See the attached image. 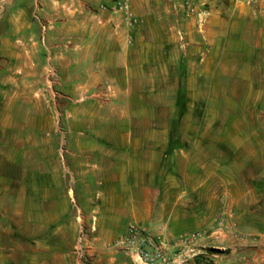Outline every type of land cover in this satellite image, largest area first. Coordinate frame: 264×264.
Masks as SVG:
<instances>
[{
  "label": "crops",
  "instance_id": "obj_1",
  "mask_svg": "<svg viewBox=\"0 0 264 264\" xmlns=\"http://www.w3.org/2000/svg\"><path fill=\"white\" fill-rule=\"evenodd\" d=\"M137 1L131 0L133 10ZM110 2L6 0L3 6L0 4V50L42 51L38 78L45 82L38 101H34L35 111L22 114L20 97H8L0 108V264H9L6 259L17 257L61 258L67 252L62 243H71L69 239L74 238L83 223H96L102 236L107 234L109 220L117 226L131 220L154 224L152 212L159 209V147L167 146L169 130L160 129L155 120L144 137L131 132L130 120L143 110L159 107V92L152 86L149 91L146 88V67H151V82L153 74H159V67L168 75L174 64L187 67L184 56L189 42L182 36L180 40L174 38L176 24L162 17H152L150 21L138 9L134 10L139 16L138 24L128 30L122 14L107 7ZM199 2L200 39L194 45L199 52L198 75L208 80L209 87L201 107V119L207 124L204 130L225 139L232 152L228 167L240 170L245 162L256 159L264 163V125H251L246 109L249 99L264 98V87L259 86L257 78L260 75L264 83V0ZM146 24L151 25L155 37L150 39L143 33ZM99 79L106 83L103 95L108 104L114 99L124 103L122 111L112 113L109 136L97 139L94 125H70V135L63 138L62 130L58 131L55 125L58 113L67 104L71 114L82 112L78 104L80 91L83 92L79 90L80 81L88 86L90 81ZM181 80L189 82L188 70L182 73ZM228 80L242 81L245 88L235 95L234 89L229 91L233 86L228 90ZM232 96L237 108L228 114L226 125H212ZM62 97L69 99L68 103L63 104ZM235 121L237 125L232 124ZM120 130L127 134L119 137ZM164 131L165 138H160ZM73 132L81 137H73ZM74 141L81 153L78 171L65 164V157L71 154L67 145ZM101 142L110 145L111 164L108 172L103 166L96 169L101 170L97 180L103 186L95 192L92 152ZM253 174L264 177V168ZM105 182L109 183L108 188ZM232 183L225 188L231 203L251 202L254 195L264 194V186ZM248 211H243L247 215L238 213L236 218L248 223L256 241L244 245L232 237L223 238L232 247L230 257L238 262L241 258L264 257V216L250 215L252 211Z\"/></svg>",
  "mask_w": 264,
  "mask_h": 264
},
{
  "label": "rangeland",
  "instance_id": "obj_2",
  "mask_svg": "<svg viewBox=\"0 0 264 264\" xmlns=\"http://www.w3.org/2000/svg\"><path fill=\"white\" fill-rule=\"evenodd\" d=\"M5 2L6 0H2L0 4L3 6ZM128 3L137 18V23L132 28L128 27V30H134L138 24L139 16L135 13L138 9L144 11L145 17H148L150 21L154 17H162V19L176 24L174 38L180 40L179 36H182V40L185 39L184 41L189 42L184 56L188 60V69L186 64L185 66L174 64L171 69L169 68L170 74L168 75L165 71L162 73L159 67V74L155 76L153 74L151 82L149 75V72H152L151 67H146L148 73L144 80L146 88L149 91L152 86L159 92L157 100L159 107L156 110H143L142 113H137L133 120H130L131 132L143 136L145 134L148 136L150 124L152 122L154 124L156 120L160 129L168 128L169 141L171 137L173 143L180 145L171 149L168 142L166 147H163L162 144L159 147L158 194L156 195L159 209L152 212L155 220L151 223L154 224L149 225L131 220L123 226H117L112 220H109L110 223L105 228L107 234L102 236L98 233L96 223L91 225L83 223L79 225L74 238L69 239L71 243H62L67 252L61 258L26 259L17 257L6 260L9 261V264H30L31 262L37 264H264V257L241 258L239 262L237 258L232 260L230 257L232 247L230 244L227 246L223 240V238L232 237L236 243L240 241L244 245L256 241V236L250 230L248 223H241L236 215L243 213L244 210L248 213V210H251L250 215L264 216V194L260 196L256 194L254 195L255 199L251 202L243 200L238 205L228 201L225 188L234 185L232 181L243 182L251 187L264 186V177L252 176L254 172L264 168V163L256 159L245 162L242 165L243 169L240 170L238 167H234L235 169L228 167L232 152L226 145L225 139L214 132L208 133V130H204V126L207 124L201 119V110L199 111V109L207 97L209 87L208 80L198 75L199 52L196 48L197 45H194L200 39L198 19L202 10V2L190 0L192 10H187L185 0H138L135 3V11L131 0H128ZM110 4L112 6V0L107 6L108 8L111 7ZM146 26L143 33L150 39L155 37L156 33L151 32V25L146 24ZM177 31H180L181 34ZM128 38L134 41L141 40L137 37L135 39ZM174 52L176 53V50ZM41 57L42 51L38 49L0 50V108L8 101V97H20L22 114L30 113L31 110L35 111L38 94L45 87V82L39 81L38 78L42 72ZM187 70L190 74L189 82L180 78L182 73L186 74ZM257 78L260 80L261 76L257 75ZM259 80V86L264 87V83ZM226 82L228 90L230 86H233L229 91H235V95L242 91V87L245 88L242 81L228 80ZM105 85L103 79L92 80L88 86H84V83L80 81L79 90H83V92L80 91L78 104L82 112L71 114V109L67 104V106L63 105L62 112L58 113L56 117L55 125L58 126V131L62 130L63 138L66 139V135H70V125H76L78 128L80 125H83L84 128L86 125H94V136L97 139L109 136V125L112 124L111 119L114 117L112 113L122 111L124 103L122 100L114 99L113 103L108 104L106 96L103 95ZM54 86L55 84L52 83V90L55 92ZM136 86L138 87V82H136ZM179 86L183 89L184 95L182 96L180 92L177 93L178 102L185 101L186 110L185 115L176 121L178 108L175 105V93ZM256 86L259 88L258 84ZM35 99H37L36 102H34ZM57 99L60 100V98ZM62 101L63 104H66L69 99L62 97ZM229 101L228 104H224L218 120L212 125H218L219 128L226 125V120L229 119L228 114L237 108L233 96ZM246 109L251 125H264V115H262L264 113V98L249 99ZM255 111L260 114L255 116ZM116 121L118 120L115 118ZM232 124L237 125V122ZM175 129L177 134H175ZM119 132V137L127 134V131L124 130ZM162 136L165 138V131L160 132V138ZM73 137H81V135L73 132ZM75 142L67 145L71 154L65 157V164L69 169L78 171L81 167V153ZM146 149L149 153L150 147L147 146ZM109 153V144H103V142L98 144L92 152L95 170L103 166L104 172L109 171L108 167L111 164ZM215 166H218L217 170H215ZM100 173V169L96 170L95 192L103 186L97 180ZM108 185L109 183L105 182V188H108ZM259 197L260 200H258ZM97 199L99 200V198ZM246 212L243 215H247ZM131 224L143 226L142 236L128 234ZM80 234L83 236V246L81 250H78L76 243ZM66 240L64 238V241ZM19 245L22 247V243ZM24 245L28 246L26 240ZM140 249L147 256L141 255ZM28 260L29 263H27Z\"/></svg>",
  "mask_w": 264,
  "mask_h": 264
},
{
  "label": "built area",
  "instance_id": "obj_3",
  "mask_svg": "<svg viewBox=\"0 0 264 264\" xmlns=\"http://www.w3.org/2000/svg\"><path fill=\"white\" fill-rule=\"evenodd\" d=\"M186 1V8L187 10H192L190 7V0H185ZM113 10L118 11L122 14V18L126 24L127 27L132 28L136 23H137V18L132 12V10L129 7L128 0H112V6ZM143 226L141 225H133L131 224L128 228V234L129 235H137V236H142L143 233ZM83 244V236L82 234L78 235L77 237V243H76V248L78 250H81ZM140 254L141 255H146L143 250L140 249Z\"/></svg>",
  "mask_w": 264,
  "mask_h": 264
},
{
  "label": "trees",
  "instance_id": "obj_4",
  "mask_svg": "<svg viewBox=\"0 0 264 264\" xmlns=\"http://www.w3.org/2000/svg\"><path fill=\"white\" fill-rule=\"evenodd\" d=\"M182 79V77H180ZM182 94V96L184 95V91L183 89H181V86H179L178 90L176 91V96H175V105L176 107L178 108V112H177V117L175 118L176 121H178L179 119H181V117H183L185 115V110H186V103L185 101H183L182 103H179L178 102V97H177V93ZM185 99V97L183 98V100ZM188 100V99H187ZM188 103H189V100H188ZM197 109V108H196ZM194 109V110H196ZM187 110H188V104H187ZM201 109H199L200 111ZM200 114H201V111H200ZM173 130H172V135H173ZM175 134H177V130L175 129ZM170 148L171 149H174L176 147H179L180 145L178 143H173V139H171L170 137Z\"/></svg>",
  "mask_w": 264,
  "mask_h": 264
}]
</instances>
